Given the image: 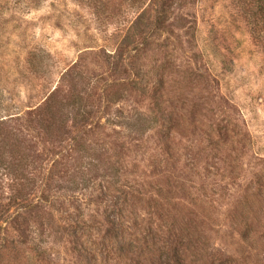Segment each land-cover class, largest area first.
<instances>
[{
  "label": "rangeland",
  "instance_id": "rangeland-1",
  "mask_svg": "<svg viewBox=\"0 0 264 264\" xmlns=\"http://www.w3.org/2000/svg\"><path fill=\"white\" fill-rule=\"evenodd\" d=\"M255 0H0V264H264Z\"/></svg>",
  "mask_w": 264,
  "mask_h": 264
},
{
  "label": "trees",
  "instance_id": "trees-1",
  "mask_svg": "<svg viewBox=\"0 0 264 264\" xmlns=\"http://www.w3.org/2000/svg\"><path fill=\"white\" fill-rule=\"evenodd\" d=\"M256 6H255V14H260L264 18V0H255Z\"/></svg>",
  "mask_w": 264,
  "mask_h": 264
}]
</instances>
